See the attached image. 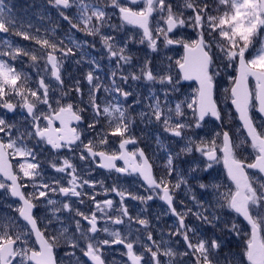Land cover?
<instances>
[{
	"label": "snow or ice",
	"instance_id": "obj_1",
	"mask_svg": "<svg viewBox=\"0 0 264 264\" xmlns=\"http://www.w3.org/2000/svg\"><path fill=\"white\" fill-rule=\"evenodd\" d=\"M46 7L56 20L40 35L16 29L0 5V33L15 29L31 42L0 48V208L11 210L0 215V264H108L113 246L122 247L121 264H264V0ZM97 41L100 59L91 52ZM178 48L182 56L169 54ZM25 57L37 81L17 68ZM85 63L80 76L66 67ZM188 81L197 85L190 95ZM152 141L165 154L159 177ZM44 152L52 174L38 159ZM93 165L117 174L111 185L95 179ZM129 177L143 193L124 186ZM98 186L119 201L100 199ZM86 200L87 211L79 207ZM128 200L143 207L132 215ZM156 200L166 208L152 211ZM162 216L175 221L157 236L152 217Z\"/></svg>",
	"mask_w": 264,
	"mask_h": 264
},
{
	"label": "flooded vegetation",
	"instance_id": "obj_2",
	"mask_svg": "<svg viewBox=\"0 0 264 264\" xmlns=\"http://www.w3.org/2000/svg\"><path fill=\"white\" fill-rule=\"evenodd\" d=\"M7 3H8V0H5ZM12 4H13V0H11ZM15 5L12 7V9L15 11L20 12L21 14H35L36 13V10L34 9L35 6H38L40 5L42 7V11H41V14L43 16H46V18H41L39 19L40 22H41V29L39 30V34L40 35H44L45 34V30L43 28V26H46L47 29H51L53 26H54V21L56 20V14L54 11H49L48 8L46 7L47 5V0H32V2H28L27 0V4H25L23 7H21L19 1H14ZM22 8H24V11L22 10ZM31 8H32V11H31ZM15 11V12H16ZM52 18V19H50ZM34 20V18H33ZM65 30V26H64V29ZM57 31L60 32V29L57 28ZM36 33V32H34ZM2 35H5L7 33H1ZM147 49V47H146ZM181 50V53L183 55V49L182 48H178ZM92 52V55L95 56L97 59H100V56L98 55V52H99V43H97V48L94 49V50H91ZM101 63L104 64V65H108V61H107V58H103L101 60ZM84 68L81 69V71H79V74L82 75L83 72L87 71L88 70V65L85 63L84 65ZM81 66V67H83ZM68 67V70L70 72H72L73 74V69L70 65L67 66ZM108 71V68L105 67L103 68L100 72H99V75L103 78L104 76V73ZM65 75H68V73L66 72ZM86 83V82H85ZM186 84H193L195 86V88L197 87L194 83H189V82H184V85ZM251 87L254 88L255 86V82L254 81H251ZM194 88V89H195ZM193 89V90H194ZM193 92V91H192ZM85 99H87V97H85ZM87 113H85V116L87 117ZM57 126H59L57 124ZM72 126H77L75 125V123L72 125ZM79 127H86V123L83 124V125H80ZM89 134H85V140L87 139ZM32 143H35V141H32ZM167 143V142H165ZM144 144L142 143L141 144V147H143ZM130 150L132 148V146H129ZM153 153H155V155H153ZM64 153L62 152L61 155H63ZM147 154L149 155V157L151 158L152 162L154 163L155 167H154V173L157 177H159L161 175V172H162V168H163V164H164V152L162 149L159 148V146L154 142L152 141L150 143V146L148 148V151H147ZM67 155L69 157H71L73 159V162L78 166V170L80 169H86L87 168V165L85 164V162H82L79 160V153H76L75 155H73L72 153H67ZM38 159L42 162L43 164V168L44 170L49 173V174H52V169L49 168L48 166V163L47 161L49 159H51V156H49L48 152H44L43 155H40L38 156ZM117 164L119 166H122L123 165V162L122 161H118ZM221 172L224 173V169H223V162L221 161ZM92 175L95 177V179L97 180H105L106 184L107 185H111L112 184V178L115 177L117 174L115 173H109L107 172L106 170H103V169H98V168H95V165H93V171H92ZM107 178V179H106ZM123 179V178H122ZM135 178L134 177H129L127 178L124 186L125 187H130L131 190L133 192H136L137 190H139L141 193H143V187L141 186V183L140 182H136V183H133V180ZM31 189H29L30 191ZM96 192H99L100 193V196L99 198L100 199H104V198H109V199H114L115 201H119V197L116 196L114 193H110L108 194L107 197L104 196L103 194V190L99 188V186L97 187V189L95 190ZM181 195H183L181 193ZM128 205L130 206V211H131V214L132 215H135L141 207H143L142 205L139 204L138 201H132V200H128L127 201ZM150 204H152V211L154 212H158L160 210V208H166V205L163 204L162 201H159V200H156L155 202H149ZM189 204H191V202H189ZM79 207H81L82 210H85L87 211L88 208L92 207V205L87 202L86 200V203L85 205H80ZM181 210H182V206H181ZM11 210L10 209H7V208H0V215H4L5 213H10ZM42 212H38L37 215H41ZM152 220H153V224L154 225H158V227H155V232L157 233V236H159V232L161 229H164L165 233H167V228L165 227L166 225H172L175 221V218L174 217H170V216H162L161 220L160 221H156L154 217H152ZM194 220V218L190 217L188 222L191 223L192 221ZM44 223H47V221H45ZM40 227H44V224H41ZM134 227H138V225H134ZM72 228H74V225H72ZM70 230H72L70 228ZM102 235H106V234H103ZM122 251V247L121 246H113L111 250L107 251L105 253L106 257H107V261H108V264H121V261H122V257L120 255ZM58 257L59 256H62L63 255V249L61 248H58L56 249V253H55ZM85 260H87V258H84Z\"/></svg>",
	"mask_w": 264,
	"mask_h": 264
},
{
	"label": "rangeland",
	"instance_id": "obj_3",
	"mask_svg": "<svg viewBox=\"0 0 264 264\" xmlns=\"http://www.w3.org/2000/svg\"><path fill=\"white\" fill-rule=\"evenodd\" d=\"M14 1L21 2L20 3L21 7H23L25 4H27V0H13V4H12L11 0H8V3L5 0H0V5H2L3 9H4V17L6 19L12 20L14 22V24L16 25V29H18L20 27V25L23 24L26 29L30 26V31L32 33L36 32L37 29L40 30L41 29V22H40L39 19H41V18L45 19L46 18V16H43L41 14L42 7L40 5L35 6L34 7V9L36 10L35 14H21L20 12L17 13L16 10H15L16 11L15 12L12 9V7L15 5ZM40 1H42V0H40ZM28 2H32V0H28ZM22 10L24 11V8H22ZM31 11H32V8H31ZM33 18H34V20H33ZM50 19H52V18H50ZM116 22H119V21H116ZM125 27L128 28L130 32H132V31L139 32L140 31L139 29H133L132 26L126 25ZM43 28L47 29L46 26H43ZM14 30L15 29L10 30V32L5 34V35H2L0 33V48L3 47V41L4 40L10 41L14 45L31 46V42L30 41H24L21 37L14 35L13 34ZM64 31H67V26L66 25H65V30ZM76 35L78 37H81V38L83 37V33H77ZM87 39L88 40H92L91 37H88ZM97 43H98V41H97ZM137 47H139L143 51H147L146 45H139V46L138 45H133V50L135 51ZM169 54L173 55L174 58H179L180 56H182V53H181L180 49H176L175 51L170 52ZM16 66H17L18 69H21L24 73H26L31 78L32 81H37L38 80V76H37L36 70L33 67H31L30 62L28 61V59L26 57L23 58L22 62H16ZM67 66L68 65H66V67ZM77 68L82 69V68H84V66L83 67L77 66ZM72 69L74 71L73 75L80 76L79 71H76V69L73 68V67H72ZM232 74L235 75L234 72ZM67 76L68 75H65L66 79H67ZM217 79L219 81V86H218V90H217V93H216V98L218 99V101L220 103V106L224 107L223 89L225 87H230V85L228 83V79H227L226 75L222 74V76L218 77ZM184 86H185V92L188 93L189 95L192 93L193 89L195 88V86L193 84H186ZM228 106L231 107L230 106V102H229ZM225 111H227V108H225ZM236 123H238V121ZM216 168L223 175V173L221 172V168H222L221 163L218 164L216 166ZM236 240H237L238 243L240 242V238L239 237H237Z\"/></svg>",
	"mask_w": 264,
	"mask_h": 264
},
{
	"label": "water",
	"instance_id": "obj_4",
	"mask_svg": "<svg viewBox=\"0 0 264 264\" xmlns=\"http://www.w3.org/2000/svg\"><path fill=\"white\" fill-rule=\"evenodd\" d=\"M189 83H191V82H193V83H195V81H188ZM196 84V83H195ZM197 86V85H196ZM234 110V109H233ZM242 219V218H241Z\"/></svg>",
	"mask_w": 264,
	"mask_h": 264
},
{
	"label": "trees",
	"instance_id": "obj_5",
	"mask_svg": "<svg viewBox=\"0 0 264 264\" xmlns=\"http://www.w3.org/2000/svg\"><path fill=\"white\" fill-rule=\"evenodd\" d=\"M233 250L235 251L236 249L234 248Z\"/></svg>",
	"mask_w": 264,
	"mask_h": 264
}]
</instances>
